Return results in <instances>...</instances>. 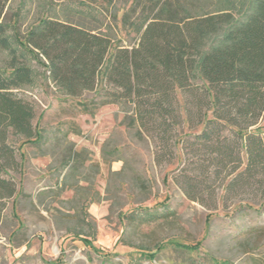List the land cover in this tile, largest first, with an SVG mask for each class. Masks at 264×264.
<instances>
[{"label": "trees", "instance_id": "1", "mask_svg": "<svg viewBox=\"0 0 264 264\" xmlns=\"http://www.w3.org/2000/svg\"><path fill=\"white\" fill-rule=\"evenodd\" d=\"M21 1L13 11L14 0H0V228L19 193L21 146L49 139L34 125L35 106L19 95L40 80L70 99L94 93L79 105L84 114L120 107L128 127L151 143L157 167L173 165L180 150L173 182L205 210L264 205V136L254 129L264 116V0H123L121 24L135 40L129 47L103 14L89 13L88 0L74 9L61 3L63 16L54 0ZM30 2L39 16L26 24ZM125 175L124 167L112 173ZM134 180L147 191L140 176ZM80 201H69L73 210ZM79 212L72 217L80 230L67 231L94 240L95 223Z\"/></svg>", "mask_w": 264, "mask_h": 264}, {"label": "rangeland", "instance_id": "2", "mask_svg": "<svg viewBox=\"0 0 264 264\" xmlns=\"http://www.w3.org/2000/svg\"><path fill=\"white\" fill-rule=\"evenodd\" d=\"M54 2L63 16L61 3L74 9L82 0ZM85 2L89 13L107 18L118 43L129 47L135 42L121 24L129 6L123 0ZM21 4L14 0L12 10ZM22 14L31 23L39 8L30 2ZM83 24L94 27L93 21ZM19 95L35 106L34 125L49 139L20 148L21 168L14 174L19 193L9 201L0 228L1 264H254L255 259L264 264V205L232 203L225 209L220 204L210 211L189 201L173 182L182 152L178 150L173 165L157 167L151 143L128 127L120 107L82 113L79 105L90 104L94 93L70 99L40 80ZM254 129L264 136V116ZM184 131L190 133L187 126ZM123 167L125 177L113 178ZM136 176L147 183V191L135 184ZM75 198L82 209H72L69 201ZM76 211L89 214L87 220L95 223L94 240L86 242L67 231L80 230L72 217ZM147 213L153 214L151 221H144ZM86 232L92 233L87 227Z\"/></svg>", "mask_w": 264, "mask_h": 264}]
</instances>
